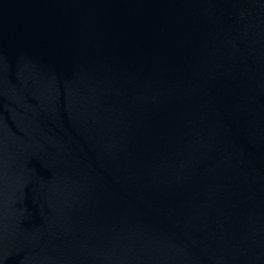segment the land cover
Instances as JSON below:
<instances>
[{
    "label": "water",
    "instance_id": "obj_1",
    "mask_svg": "<svg viewBox=\"0 0 264 264\" xmlns=\"http://www.w3.org/2000/svg\"><path fill=\"white\" fill-rule=\"evenodd\" d=\"M0 264H264V0H0Z\"/></svg>",
    "mask_w": 264,
    "mask_h": 264
}]
</instances>
